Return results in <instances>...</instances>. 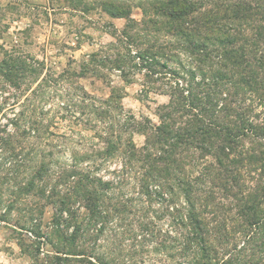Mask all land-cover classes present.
<instances>
[{
	"label": "rangeland",
	"instance_id": "rangeland-1",
	"mask_svg": "<svg viewBox=\"0 0 264 264\" xmlns=\"http://www.w3.org/2000/svg\"><path fill=\"white\" fill-rule=\"evenodd\" d=\"M152 1L0 0V65L5 64L0 68V264L196 263L200 247H185L189 228L178 216L179 212L187 215L190 207L187 193L176 181L184 177L192 180L195 190H206L193 195L211 197L204 217L213 238V263L264 264V231H257L248 249L239 253L244 236L232 232L239 226L236 199L213 174L202 176L207 167L221 172L216 155L218 139L212 147L207 146L209 152L193 145L178 151L183 169L168 179L166 185L173 191L166 194L167 202L159 197L149 200L141 194L134 172L120 171L126 168L125 147L115 154L101 155L108 145L104 138L117 131L123 143L131 139L139 149L146 145L154 126L161 124V116L173 112L168 107L170 89L177 80L174 71L186 78L184 71L192 69L198 79L202 78L195 60L187 54L177 53L169 61V70L157 67L160 73L154 76L143 67L149 61L137 59L136 54L151 45L158 48L175 42L163 30L151 32L150 23H145L143 7ZM193 1L208 4L211 0ZM117 6L125 7L127 14L115 16ZM128 24L134 26L129 32L133 41L124 36ZM11 61L21 65L15 74L7 71ZM160 62L166 63L164 59ZM109 99L111 105L103 103ZM243 106L250 110L254 123H264L263 101L248 95ZM179 109L182 112L176 118L183 127L192 116ZM251 134L236 148L238 153L249 150L262 154L264 140ZM42 165L47 172L43 181L35 182L34 175ZM260 165L246 162L241 170V184L249 192H258L260 184L264 185ZM234 168L230 170L234 172ZM74 171L111 184L103 191L107 220L89 226L74 243L84 256L59 254L56 249L73 248L61 236L71 233L64 227L67 224L59 233L53 221L56 199L75 190L78 178L61 182L65 174ZM232 175L229 173L227 181ZM94 186L99 188V183L88 188ZM56 188L58 196L54 197ZM120 200H132L125 205L129 203L134 209L122 221L113 209ZM85 207L83 200L72 205L75 219L87 216ZM225 229L230 234L223 243Z\"/></svg>",
	"mask_w": 264,
	"mask_h": 264
},
{
	"label": "trees",
	"instance_id": "trees-1",
	"mask_svg": "<svg viewBox=\"0 0 264 264\" xmlns=\"http://www.w3.org/2000/svg\"><path fill=\"white\" fill-rule=\"evenodd\" d=\"M113 14L122 17L127 11L125 7L117 6ZM143 14L145 23L149 22L151 25V32L159 33L163 30L175 40L174 43L158 48L151 45L143 53L136 54L138 60L149 61V65L143 67L151 76L160 73L157 67L169 70V61L180 53L195 60L198 65L195 69L202 78L198 79L196 70H185L186 78L178 77L179 73L174 71L177 80L171 86L173 93L170 92L168 107L173 112L161 116V124L154 126L153 134L148 137L146 145L139 149L131 139L123 143L122 134L117 131L104 138L108 145L101 155L109 156L125 147L126 168L122 167L120 171L131 174L134 172L135 179L141 183V194L149 200L159 197L167 202L166 194L173 191L171 185H166L168 179L183 169L178 159V151L183 147L189 149L193 145L195 149L209 152L207 146L212 147L214 140L218 139L220 145L217 146L216 155L219 165L222 166L221 172L207 167L202 176L213 174L221 181L225 192L236 199L239 226L232 232H239L244 236V245L238 250L242 253L252 244L256 232L264 231V185L260 184L258 192H249L241 184V170L246 162L253 166L261 164L264 176V151L258 155L249 150H242L241 153L236 151L241 141L252 132L251 135L259 137L262 142L264 140V123H254L250 110L246 111L243 106L248 95L264 102V3L261 0H211L208 4L193 0H153L149 7H143ZM133 29L134 26L128 24L124 33L129 41L134 40L129 33ZM160 59H164L166 63H161ZM11 62L12 65L7 67V71L8 74H15L17 67L21 65L16 61ZM115 64L118 65L117 62ZM2 67L5 68V64L0 65ZM119 70H122L121 67ZM112 102V99L103 101L106 105H111ZM118 106L121 110L120 104ZM179 107L185 110V115L192 116V120H187L183 127L176 118L182 112ZM261 146L264 144L261 143ZM232 154H237V157L231 158ZM231 166L237 167L234 172L230 170ZM46 172L45 165H42L36 171L34 181H43ZM231 172L234 175L230 182L227 181V176ZM71 177L78 178L75 190L72 195L66 194L56 199L57 212L53 223L57 225L56 231L59 233L63 232L60 227L67 224L64 227L71 233L61 236L73 248L56 249L59 254L84 256L77 249L78 244L74 243L80 239L83 231L85 233V230H89V226L103 224L107 220L108 211L104 206L106 195L103 191L109 190L111 184L95 181L89 173L83 174L80 171L65 174L61 182L66 183ZM176 181H179L187 193L190 206L187 215L181 212L178 215L182 224L189 228L185 247L191 249L195 244L200 247V259L193 264H218L213 263L210 256L213 238L209 222L204 217L205 210L210 207L211 197L200 198L193 195L199 191L204 194L206 190L200 187L195 190L190 178L184 177ZM96 183H99V188H88L89 184ZM57 194L56 188L53 196L56 197ZM78 200H83L87 209V216L82 219H75L72 211V205ZM125 203L120 200L113 205L114 213L121 221L134 212L133 207ZM197 206L204 209L197 210ZM71 226L74 227L73 230ZM225 232L227 235L224 241L220 240L223 243L229 237L230 230L225 229ZM70 244L66 246L70 247ZM229 261H224L223 264H228Z\"/></svg>",
	"mask_w": 264,
	"mask_h": 264
}]
</instances>
